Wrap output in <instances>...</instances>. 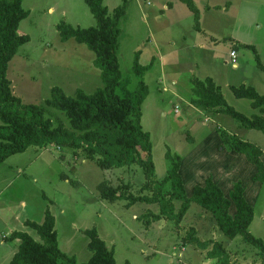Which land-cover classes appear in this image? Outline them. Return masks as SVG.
<instances>
[{
	"label": "rangeland",
	"instance_id": "374dc122",
	"mask_svg": "<svg viewBox=\"0 0 264 264\" xmlns=\"http://www.w3.org/2000/svg\"><path fill=\"white\" fill-rule=\"evenodd\" d=\"M126 2L118 58L122 80L131 91L139 83L134 70L137 53L140 65L148 66L142 77L149 90L142 126L151 136L157 180L167 176L170 152L185 162L187 190L205 176H214L223 192L231 182H240L254 209L248 231L264 239V183L253 180L254 164L245 155L225 156L212 140L222 128L259 147L264 156V132L243 128L226 113L196 112L190 103L193 80L211 77L229 106L246 117L259 114L251 100L238 99L231 88L252 86L264 96V0H195L198 29L193 13L180 0H105L104 4L112 14ZM22 7L28 15L19 33L29 41L9 62L7 76L24 104L45 103L55 87L74 97L80 90L92 94L104 86L94 52L74 39L64 41L59 31L63 23L82 29L97 26L86 0H23ZM231 51L237 53L236 65ZM51 114L54 122L61 117L69 126L63 112L55 109ZM147 184L144 169L136 165L103 169L81 150L32 146L10 156L0 163V264H10L18 249L19 240L11 238L14 232H26L42 242L29 222L42 224L47 212L54 217L59 248L78 263L91 258L87 231L95 230L114 251L116 264H264L254 246L242 236H225L212 215L196 203L178 222L166 217L159 203L129 205L124 199L100 198L103 185L121 187L125 196L152 198L154 191H142ZM190 195L192 191L187 192ZM181 202H171L175 214ZM230 213L235 215L234 205ZM193 239L209 243L208 248H200ZM215 244L222 258L208 257Z\"/></svg>",
	"mask_w": 264,
	"mask_h": 264
},
{
	"label": "trees",
	"instance_id": "16d2710c",
	"mask_svg": "<svg viewBox=\"0 0 264 264\" xmlns=\"http://www.w3.org/2000/svg\"><path fill=\"white\" fill-rule=\"evenodd\" d=\"M104 1L86 0L97 20L96 27L82 29L65 23L59 25L64 41L74 39L94 52L95 64L102 71L104 86L92 94L80 90L74 97L67 96L61 88L55 87L51 98L45 103L27 105L15 95L7 70L19 48L29 41L28 36L19 33L20 23L28 12L22 7L23 0H0V163L32 146L43 148L55 145L74 151L81 150L88 159L96 161L98 166L107 170L136 165L144 169L150 183L142 191H154L152 198L131 194L125 196L120 194L121 187L108 185L100 186V198L107 202L124 199L129 205L135 202L159 203L163 214L178 222L190 205L196 203L204 212L212 215L225 236H242L258 250L259 256H264V239L255 238L248 231L254 218V209L245 199V188L240 182L234 185L227 197L209 177L204 185H196L191 197H188L180 173L183 159L170 152L166 155L170 160L167 176L162 181L157 180L151 136L142 126L143 103L149 93L142 77L148 66L140 65V52L137 53L134 70L139 83L134 91L129 90L128 83L122 80L118 58L121 23L127 16V2L115 8L111 14ZM180 1L193 13L198 29L199 10L195 0ZM231 89L238 99L251 100L259 114L246 117L229 106L221 87L210 77L193 80L190 103L201 112L226 113L237 120L241 127L264 132V96L258 94L252 86L242 85ZM55 109L65 114L69 126L61 117H57V122H54L51 113ZM217 133L222 141L220 150L245 155L258 169L253 180L264 183V162L261 160L263 151L222 128H217ZM168 186L170 190L167 195L163 194L162 190ZM173 200L182 201L177 214L171 206ZM232 205L236 208L235 215L230 213ZM151 216L159 220V216ZM29 225L38 231L42 242L35 241L26 232H14L11 238L19 240V246L10 264H116L114 251L98 237L95 230L87 231L91 258L87 262L78 263L75 257L68 256L59 248L55 220L50 212L46 213L42 224L29 222ZM191 241L204 250L209 246V243L197 239ZM218 251L222 250L215 244L213 250L208 252V257L222 258L223 253Z\"/></svg>",
	"mask_w": 264,
	"mask_h": 264
},
{
	"label": "crops",
	"instance_id": "0c3cea01",
	"mask_svg": "<svg viewBox=\"0 0 264 264\" xmlns=\"http://www.w3.org/2000/svg\"><path fill=\"white\" fill-rule=\"evenodd\" d=\"M49 11L50 12H53V8L52 7H50L49 8ZM211 78V77H210ZM214 80V79H213ZM196 109V108H195ZM196 112H200L198 109H196ZM219 114H221V113H219ZM219 114L218 115H216V116H219ZM212 140H213V142H214V145L215 146H217V148L218 147H220L221 146V144H222V141H221V138H220V136L217 134V133H214V136H213V138H212ZM206 142H209V139H206ZM220 152V151H219ZM232 155H230L229 154V152H227L226 150H224V151H222V154H224L225 156H231V158H237V159H242V158H244L243 157V154H236L235 152H230ZM196 154V153H195ZM223 156V155H222ZM222 156H221V159H222ZM264 157V156H263ZM263 157H262V161H263ZM264 162V161H263ZM247 166V165H246ZM184 167H185V162H184V160H182V162H181V169H180V173H181V175H182V177H183V173H184ZM234 167H236V168H243V166H234ZM247 167H251V166H247ZM252 170L254 171V174H253V172H252V176H255V174H256V166L254 165V166H252ZM251 176V177H252ZM212 179H213V181H214V183L215 184H217L218 186H219V184L217 183V180H216V178L213 176V177H211ZM208 179V177L207 176H205L204 177V182H202V181H200V182H198V180L197 181H195L193 184H192V188L191 189H189V190H187V192L188 191H193V188L196 186V185H204L205 184V182H206V180ZM184 180V184H185V187H186V180L185 179H183ZM233 188H234V181L233 182H231L230 184H229V187H228V190H226V191H228V192H231L232 190H233ZM245 188V193H244V195H245V197H246V200H248V190H247V188L246 187H244ZM187 189V188H186ZM256 189V187H255V184L253 185V187H252V190H255ZM226 191H224L225 193V195L227 196V193H226ZM251 206H252V204H251V202L250 201H247ZM14 256V255H13ZM13 258V257H12ZM11 262V261H10Z\"/></svg>",
	"mask_w": 264,
	"mask_h": 264
},
{
	"label": "built area",
	"instance_id": "2783aa9c",
	"mask_svg": "<svg viewBox=\"0 0 264 264\" xmlns=\"http://www.w3.org/2000/svg\"><path fill=\"white\" fill-rule=\"evenodd\" d=\"M230 56H231L232 63L236 65L237 64L236 63V56H237L236 51H231Z\"/></svg>",
	"mask_w": 264,
	"mask_h": 264
}]
</instances>
